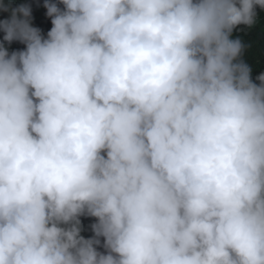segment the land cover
<instances>
[{"label": "clouds", "instance_id": "1", "mask_svg": "<svg viewBox=\"0 0 264 264\" xmlns=\"http://www.w3.org/2000/svg\"><path fill=\"white\" fill-rule=\"evenodd\" d=\"M59 3L0 0V264H264V0Z\"/></svg>", "mask_w": 264, "mask_h": 264}, {"label": "trees", "instance_id": "2", "mask_svg": "<svg viewBox=\"0 0 264 264\" xmlns=\"http://www.w3.org/2000/svg\"><path fill=\"white\" fill-rule=\"evenodd\" d=\"M5 2H10L13 8L22 4L30 5L31 14L42 15L50 27H52L51 18L46 15L47 9L44 7L45 0H5ZM47 2L57 3L59 7H63L59 3V0H47ZM256 13V23L252 27L249 28L245 25H239L233 31L232 36L233 38H239L244 44L245 47L241 58L251 67L252 80L259 83L256 77L264 73V10L257 7ZM9 15V12L0 10V20L9 18ZM83 218L85 222H83L81 233L89 226V219L86 216H83Z\"/></svg>", "mask_w": 264, "mask_h": 264}]
</instances>
